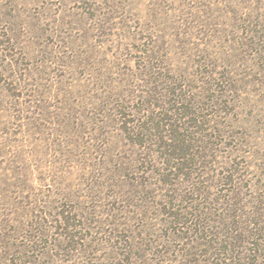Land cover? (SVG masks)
I'll return each instance as SVG.
<instances>
[{
  "label": "rangeland",
  "instance_id": "374dc122",
  "mask_svg": "<svg viewBox=\"0 0 264 264\" xmlns=\"http://www.w3.org/2000/svg\"><path fill=\"white\" fill-rule=\"evenodd\" d=\"M0 264H264V0H0Z\"/></svg>",
  "mask_w": 264,
  "mask_h": 264
}]
</instances>
